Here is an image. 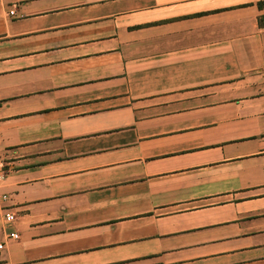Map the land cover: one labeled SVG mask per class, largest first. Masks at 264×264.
<instances>
[{
    "label": "crops",
    "instance_id": "obj_1",
    "mask_svg": "<svg viewBox=\"0 0 264 264\" xmlns=\"http://www.w3.org/2000/svg\"><path fill=\"white\" fill-rule=\"evenodd\" d=\"M0 163V264H264V0H0Z\"/></svg>",
    "mask_w": 264,
    "mask_h": 264
},
{
    "label": "built area",
    "instance_id": "obj_2",
    "mask_svg": "<svg viewBox=\"0 0 264 264\" xmlns=\"http://www.w3.org/2000/svg\"><path fill=\"white\" fill-rule=\"evenodd\" d=\"M3 166L2 164L0 163V184L2 182V176H3ZM7 200V197L6 196H2L0 195V201L2 202H5ZM3 219L5 221V223L8 225V226H11L12 223L14 222V216L10 213H4L3 215ZM18 235L15 234V233H12L10 235H8V240L10 241H17L18 240ZM3 248L2 245H0V250Z\"/></svg>",
    "mask_w": 264,
    "mask_h": 264
}]
</instances>
